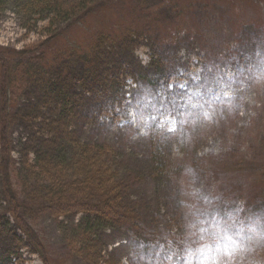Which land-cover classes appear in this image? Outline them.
Returning <instances> with one entry per match:
<instances>
[{"label": "rangeland", "instance_id": "374dc122", "mask_svg": "<svg viewBox=\"0 0 264 264\" xmlns=\"http://www.w3.org/2000/svg\"><path fill=\"white\" fill-rule=\"evenodd\" d=\"M25 22L11 10L0 14V66L13 62L16 68L12 102L17 106L38 96L28 84L38 80L33 73L40 66L54 58L70 71L82 69L79 54L87 53L91 42L97 56L94 61L108 64L105 75L118 77L125 87V100L116 109L119 118L114 123L115 113L104 106L107 98L100 88H94L89 96L101 108L82 97L91 110L85 113L78 109L74 120L72 112L70 130L83 138L105 132L116 142L123 160L121 179L129 187L125 196L130 200L124 201L123 207L138 218L129 227L122 221L103 225L96 248L91 250L97 259L86 256L79 240L82 232L75 226L82 215L57 217L35 208L39 201L33 194L39 191L34 183L30 189L24 187L29 178L19 167L28 130L14 121L8 138L11 184L21 204H26L21 212L43 245L49 264H122L125 258L132 264L141 244L148 251L147 246L166 239H183L185 224L192 217L181 202L194 203L182 194L189 183L182 175L188 165L198 173L197 187L221 197L210 211L223 213L240 204L244 214L264 211V84L257 85L251 79L254 69L264 67V0H121L80 22L55 26L61 37L50 45L45 29L48 21H31L33 30H28ZM125 30L128 32L121 35ZM101 34L112 39L119 34L126 36L119 44L103 37L98 45ZM118 46L124 47L118 52ZM141 46L147 49V66L133 53ZM19 52L25 55H13ZM159 58L165 59L169 68L166 92L152 85L155 77L149 65ZM129 77L135 86L127 83ZM146 89L156 97V106L177 120V132L153 125L148 137L134 139L139 130L126 123L128 112ZM229 91L241 105L231 113L224 95ZM189 100L200 107L193 108ZM47 111L56 114L52 107ZM90 114L92 119L99 115L100 127L87 121L84 124ZM77 124H84V129ZM209 148L218 154L206 153ZM3 172L0 170V212L9 219V230L15 228L25 241L10 263L43 264L1 196ZM26 211L30 213L25 215ZM257 256L264 257V251Z\"/></svg>", "mask_w": 264, "mask_h": 264}, {"label": "trees", "instance_id": "16d2710c", "mask_svg": "<svg viewBox=\"0 0 264 264\" xmlns=\"http://www.w3.org/2000/svg\"><path fill=\"white\" fill-rule=\"evenodd\" d=\"M118 1L121 0H0V14H4L6 10L13 11L26 21L25 27L28 30H33L30 27L31 21H48L45 29L50 37V45L61 37L60 33L56 34L58 29L55 31V26L80 22L100 8H106ZM125 32L128 30L121 32V35ZM119 35L112 39L101 34L98 45L103 37L119 44L126 36ZM123 47L118 46L117 51H121ZM13 55L20 57L25 53ZM92 55L94 57H91ZM79 57L82 59V69L79 70L70 71L54 58L40 66L33 73V78L38 80L34 78V83L28 84L29 88L35 89L38 96L29 98V102L21 107L12 102L17 82L13 62H3L0 66V170L4 171L1 196L8 205L16 225L29 242L34 244L43 264H49L46 251L37 235L28 228L21 212L26 204H21L11 184L9 169L12 149L8 138L14 121L21 122L28 130L19 167L29 178L24 181V187L30 189V184L34 183L39 191L33 194L39 201L35 208L42 212H51L57 217L82 215L80 222L75 226L82 232L79 240L81 250L86 256L97 259L91 256V250L96 248L98 232L102 230L103 225L122 221L125 227H129L138 221L136 216L123 207L124 201L130 200L125 196L129 187L125 185L124 179H121L123 160L116 142L105 132L92 133L88 138L77 137L71 133V113L75 114L74 120L78 109L85 113L91 110L90 104L82 101V97L88 98V102H95V108H101L98 102L89 96L94 92V88H100V93L107 98L104 106L109 112L115 113L125 100V87L119 78L105 75L109 65L94 61L97 56L92 42L87 53L79 54ZM149 68L153 69L151 73L155 77L152 85L159 89L165 88L166 92L167 80L170 77L166 60H153ZM31 101L33 102L30 103ZM49 107L54 108L55 115L48 113ZM91 114L87 115L89 117H86L84 124L87 121L93 124L92 127H100L102 122L99 121V115L92 119ZM113 117L112 123L119 115L115 113ZM84 124L76 126L83 130ZM25 199L30 200L28 197ZM26 212L25 215L30 213ZM9 226L6 214L0 212V264H11L10 258L25 246L24 239L18 236L15 228L9 230ZM99 252L101 254V250Z\"/></svg>", "mask_w": 264, "mask_h": 264}, {"label": "clouds", "instance_id": "9594fccd", "mask_svg": "<svg viewBox=\"0 0 264 264\" xmlns=\"http://www.w3.org/2000/svg\"><path fill=\"white\" fill-rule=\"evenodd\" d=\"M146 51L143 46L133 49L134 55L145 66L149 62ZM251 79L257 85L264 84V67L254 69ZM127 83L135 86L131 77ZM224 95L230 113L241 107L235 103L234 92L229 91ZM155 100L156 97L146 89L136 106L129 109V120L126 123L130 122L139 130L134 139L148 137L153 125L156 129L169 133L177 132V120L162 112ZM188 103L193 108L200 107L192 100ZM240 114L243 115V111ZM205 118L210 122L211 118L207 113ZM205 152L218 154L213 148L205 149ZM182 175L189 178L188 187L186 190L182 188V194L194 202H181L190 209L192 217L185 224L183 239L178 242L166 239V242L147 246L148 251H144L146 246L141 244L137 254L133 256L132 264H264V257L257 256L258 252L264 251V211L244 214L242 204L228 208L223 213L210 211L221 197L205 194L196 186L198 173L191 165L184 167ZM181 184L183 185V181ZM200 205L203 207H199ZM122 264H128L127 258L122 260Z\"/></svg>", "mask_w": 264, "mask_h": 264}]
</instances>
